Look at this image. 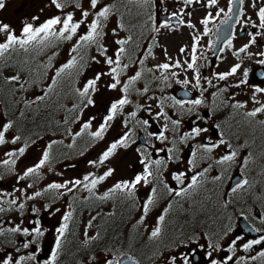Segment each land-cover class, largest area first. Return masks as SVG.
Here are the masks:
<instances>
[{"label": "flooded vegetation", "instance_id": "obj_1", "mask_svg": "<svg viewBox=\"0 0 264 264\" xmlns=\"http://www.w3.org/2000/svg\"><path fill=\"white\" fill-rule=\"evenodd\" d=\"M204 1L206 4V0ZM247 2L251 5L252 0H244L240 9L243 14L233 17L231 26L225 29L228 36H226L221 43H218L219 27L222 24L221 21L225 19V16L221 14L219 17H216L215 14L219 8H224L225 12H227L229 0H219L218 4L213 8H206L205 4L202 7H198V5L185 6L191 14L198 8L204 9L206 12H204L201 20L208 12H211L213 14V20L207 25V28L210 30L207 35L203 34L205 26L194 20L197 30L193 29V35L202 37L196 52V55L200 57L197 61V66L200 71V87H193L195 84L193 78L194 72L188 69V80L191 81V83L187 86L183 83H176L175 87L171 88L172 98L174 97L175 100L181 101L202 99L204 102L201 105L196 106L193 111H189L191 113V118L188 122V127L189 129L194 127L207 128L208 131L202 132L199 136L201 139L203 134V142L188 145L185 148L184 155L180 154V141L175 142L176 154L171 160H168L167 167L163 171V181L168 184L169 187L177 189L186 187L187 184L190 183V177L195 173L201 172L205 169L206 165V168L209 170L206 175L201 178L209 181L206 187L207 194H203L200 203L197 201L200 207L193 201L191 202L192 204H190L193 209H186L187 196L191 193L195 195L196 189H190L185 199L184 197L175 196L174 193L169 194L159 182L154 181L148 185L142 183L141 189L137 193L135 192L134 199L126 197V200H122L121 206H123V211L125 212L127 210L132 220L136 208L139 207L140 210L143 211V204L151 195V188L156 187V202L148 212V222L144 219V223L140 226L142 227V234L143 232H147L150 235L152 228L157 224V218L164 214L165 221L162 226L163 234L157 241L149 239L148 235V237L141 242L138 234L135 233L133 235L131 247L123 237L125 229L123 224L125 225V222L123 217H119L118 201L113 204V212L114 214L116 213V215H114V221L111 225L106 226L105 223V226L102 227L101 225H88V227H83L81 226L79 217L85 208L91 207L92 209H100L104 206V202L97 198V196L94 200L83 198L81 201H78V204L75 203V201L70 203L69 195L71 194L68 193L71 191L66 192V189H63L64 194H53L52 189L51 192L35 197L32 200L27 199L28 195H18L17 205L11 206L7 201L16 198L15 196L7 199L0 197V206L11 209L4 213H0V220L4 222L3 227L7 228L19 223L21 227H27L29 229L39 227L43 232V235L37 238L36 243L28 249H23L22 241L34 239L35 237H24L21 234L12 237L10 234H5V236L0 237V254L11 253L13 256H16L18 254L14 249L19 247L21 249L20 255H27L32 252L35 253L36 260L30 261L28 264H46V262L51 259L52 253L57 251L56 242L59 239L61 246L58 250L55 264H104V262L109 259L113 260L115 264V261H120L121 259V254L115 253L117 243L123 242L128 246V252L126 253L135 257L139 264H164L163 256L153 254L163 252L166 256L169 254L168 248L183 252H189L190 249H195L194 259L191 264H211V260L207 256V252L212 250L208 247L209 241L213 245L220 246V250L213 251V258L219 261L225 257V249L230 246V242L237 237H241L242 239L237 241V250L234 259L243 256L247 258L246 264H264V258L259 257V253L264 251V244L256 245L248 252L242 250V244L244 242L264 236V157H262L264 154L262 148L264 144V130L258 129L261 125L259 122L261 118H258V124L254 125L253 128L246 129L245 119L249 118L254 124L256 119L245 115V113L248 112L246 108L233 107L237 102L245 103V100L251 96L249 89L254 91L256 87L264 88V65L257 63L258 60L264 59V57L257 55L259 52H264V37H258L257 43L251 46L247 53H241L239 58L233 54L240 47L249 42V37L244 33L256 31V29L246 26L243 22L236 23L235 21L237 19L244 21L248 17H251L253 20H256L257 23L259 22L256 17V10L252 7V9H249ZM257 6L264 7V3H259ZM160 8L161 6L156 9L158 24L164 20L160 18L162 16L158 12ZM192 16L194 15L192 14ZM172 24L179 23L170 22V28H161L160 31H170L172 29ZM130 35L133 37V40L126 45L129 50V57H131V59L142 58L145 50L150 46L149 37L146 35H138V37H135L132 33ZM229 40L232 41L231 48L227 46ZM190 42V44L183 46L187 49L185 53H181L180 51L175 52V55L182 63L184 60L191 62L193 36ZM158 43H160V40H158ZM249 53L251 55H249ZM235 64H240L241 67L234 75L229 76L226 80H219L216 78V74L229 72ZM182 69H186V66L185 68H179L177 70H181V73L184 74ZM246 70L248 71L247 83L241 84V80L245 79L244 72ZM207 80H211L212 84L209 85ZM236 85H239V87H236ZM187 89L188 91H186ZM187 93L191 95L190 98H180L176 95ZM162 99H164V97L159 99V104ZM163 101H165V99ZM206 103L207 108L204 109L203 104ZM185 106H188V108H186L187 110L192 108L190 104H185ZM160 111L161 108L158 106L157 109L153 108L151 110L152 113L148 114L147 117L144 115L142 116L141 121L148 120V124H137L136 133L134 138L132 137L131 142L135 141L132 143L133 147H139L142 150L146 149L148 153H151L152 159L164 158L167 160L166 152H157L155 150L173 147V144L168 147L160 140L156 139V136L163 131L165 127V124L161 125L159 121L155 120L156 113ZM170 114L173 116V120H178V118L174 116V110H171ZM159 118L160 121L164 119L163 117ZM217 125H219V127H217ZM172 127L173 125H171V128ZM249 131L252 139L246 140L244 138L246 137V133L249 136ZM187 132H171L166 136L169 138H180ZM150 133L152 135H149ZM235 133H237L239 137L237 145L233 144L234 148H232V146L228 148L227 145H222L219 149L214 150V152L210 154V159H201L205 154L202 151H197L199 145L217 143L220 139L230 144L229 138H232ZM242 138L244 140L240 141ZM195 139H198V137L193 138V141ZM234 149L238 151L242 150L244 156L241 157L239 163L241 169H238L237 172L231 176V169L233 166L228 167L227 164L216 165L215 161ZM194 151L196 152L197 167L195 171H190L188 161L191 159ZM247 152L251 154L256 153L247 164V166L250 167H245L243 164ZM125 154H127V152ZM138 156L139 160L131 168H123L122 166L124 164L119 163L118 168H116L115 177L131 175L129 177V180H131L134 175L143 173V164L140 162L142 157L140 153H138ZM182 160H184V165L181 164ZM114 165H116V162ZM210 165L211 167H209ZM76 168H79L78 165L70 167L69 170ZM124 169H127V171H124ZM247 170L250 172V176ZM131 172H135L134 175H132ZM170 173H187V176L190 177L187 178L186 176L184 184L179 185L177 181L171 178L169 175ZM215 176H220V179L214 180L213 178ZM241 179H247L249 181V188L246 189L245 187L235 193L232 192V187ZM4 180L5 179H1L3 182ZM3 182L2 184H4ZM256 190L257 192H255ZM72 192H74V190ZM193 195H191V198ZM124 201L126 203H124ZM68 202L69 206L72 207L71 213H74L76 221L71 224L67 222V224H69L68 228L63 236H61L59 229L63 227V211ZM19 203H24L25 205L22 211L18 208ZM41 210H43V212ZM165 210L167 211L165 212ZM32 211L34 214L30 215ZM45 212L48 213V215H45ZM141 218L142 217H137L138 221H140ZM9 221H11V223H9ZM255 229H260V231H255ZM89 237L97 238L90 240ZM193 237L197 238V243L190 242V238ZM181 240L187 244V247L180 244ZM9 241H14V243H10ZM103 252H108V255L102 257L101 253ZM253 256L257 257V259L252 260L251 257ZM229 264H232V262H229Z\"/></svg>", "mask_w": 264, "mask_h": 264}, {"label": "snow or ice", "instance_id": "obj_2", "mask_svg": "<svg viewBox=\"0 0 264 264\" xmlns=\"http://www.w3.org/2000/svg\"><path fill=\"white\" fill-rule=\"evenodd\" d=\"M161 5L163 4V0H160ZM179 2V0H178ZM183 4L186 6H191L195 3H203L204 0H182ZM219 0H206L205 7L206 8H213L218 4ZM244 0H229V7L227 12H225L224 8H219L216 12V17H219L221 14L225 16V19L221 21L222 24L228 25L229 21L233 20V17L242 15V11L240 10H234L233 5L239 3L243 4ZM50 5L54 6L55 9L58 10L60 14L53 15L46 20H44L42 23H40L38 26L34 23H28L24 22L20 34L17 35L15 30L11 28V26L7 23H4L0 21V61H3L6 57V54L9 52H15L18 50H23L27 52L31 46H43L47 47L48 44L51 43L53 39L56 40H64V41H72L74 36H77V33L81 30V28H84V32L81 33L75 42L74 46L71 47L70 51L74 53V55L71 56V58L64 63L62 66L57 68L55 70L54 76L51 79V83L48 85L47 89L43 92L42 95H39L35 97L33 100H25L24 105L25 107L31 106L33 103H39L42 102L48 98H50V94L54 92V90L58 87L60 81L64 79L67 76H70L71 70L77 68L78 65H80V61L84 60V57L87 52V48L89 46L95 45L96 51L99 54V57L103 59V63H105L109 70L107 72H97L95 76L92 79H87L85 84L82 88H76L75 92L76 94L81 98L80 104L74 106L72 109H69L70 112H76L77 109L87 108L89 106L95 107L96 101L93 99L94 94L97 91V84L101 80V78L105 75L109 76L111 78V82L107 85L109 90H116L119 88L121 92V96L119 99H116L114 101H111L108 109L107 114L101 118V122L99 123L98 128L95 131H91L93 127V120H95V117H89L87 120H85L78 132L75 133L73 136V139L75 140L76 137L83 135L85 132L88 133V135L92 138L93 141L102 140L105 136V133L108 131V129L111 127V122L114 121L118 115L123 114L124 108L132 104V100L130 99V94L135 91L137 94L143 96L148 93L149 88L145 86L143 90L135 88V84L140 81L143 77V74L145 71L147 72H153V71H161V76L164 81H167L169 79L168 75H164V73H170L172 77H176L179 75V73L175 71H171L172 69H179V68H185L189 70H193L194 72V80L195 84L193 87L199 88L200 87V71L199 67L197 66V61L200 59L196 55L198 46L200 44V40L202 39L201 36L193 35V44H192V50H191V62L188 60H184L183 63L180 59H176L174 62H172L171 57H167L169 62L158 64L155 66V68H146L144 65V61L148 59L149 56L152 55V49L148 48L147 55L143 57V59L139 60L140 69L135 71V73L131 76H128L126 80L122 81L121 77L124 73L127 72L129 68L128 63H122V58L128 54V49L125 47L128 45L132 40L133 37L131 35L127 36L126 38H120L116 39L114 41V44L118 47L113 49L112 55H109V49L107 46H105L104 43L101 41L103 38L107 35V33L104 31V28L106 26V22L108 21L110 15L114 11V5L111 4H102L101 0H88L87 7L82 5L80 0H49ZM127 3H136L140 5H148L150 3V0H127ZM259 3H264V0H252L251 7L256 10V17L259 21L258 23L256 20H253L251 17H248L246 20L241 21L237 19L236 23L243 22L246 26H250L253 29H256L255 32H246V34L249 37V42L242 47H240L235 53H233L235 56L239 58L241 53H247L248 49L255 45L257 43L258 37H264V7H258L257 5ZM5 6L4 0H0V9H3ZM71 7V11H65L66 8ZM79 10L80 12V18H76V11ZM163 12H167V9H162ZM183 15L191 16L190 11H186L185 9H181L180 12H172L168 14V17L164 19L163 21L159 22L158 26H155L153 28L154 31L159 32L161 28H170V20L171 19H177ZM92 17L91 20H89V17ZM33 21L38 20L39 17L34 16L32 17ZM149 19H152L151 14H149ZM213 20V14L211 12H208L207 15L199 21V23L203 24L205 26L204 29V35H207L210 31L207 28V25ZM178 23L181 25H184L186 22L183 19H178ZM187 27L195 29L196 25L194 23H191L190 21L187 22ZM117 29L125 30V25L122 22H118L116 28L111 29L110 31L117 35ZM174 30V29H173ZM227 46L229 48L232 47V41L229 40L227 42ZM181 53H185L187 49L185 47H181L179 50ZM165 55L167 56V49H165ZM249 55H251L249 53ZM257 55L264 57V52H259ZM79 58V59H78ZM131 59V57H129ZM92 60L96 63H100L101 60L97 59L96 56L92 57ZM258 64L264 65V59L258 60ZM83 67V65H80ZM49 65H43L41 66L42 70H38L35 75L37 77V80L43 75L46 74L48 70ZM240 64H235L229 72L226 73H219L216 74V78L219 80H226L229 76L234 75L238 69H240ZM247 76L248 71L246 70L244 72L245 79L241 80V84L247 83ZM36 81L34 80L33 83ZM178 83H183L185 86L191 83V81L185 79L184 81H177ZM3 83H13L18 84L19 88H13L11 91H26V85L28 87H31V84L27 80H21V77L19 75H14L11 77L6 78ZM207 83L209 85L212 84L211 80H207ZM236 87H239V85H236ZM256 93H264V88L256 87L254 89ZM218 95V94H217ZM149 99H152V97H149ZM174 100L175 105H178L180 108H184L185 104L192 105V108H189L188 111H193L194 108L198 105H201L204 101L202 99H193V100H175V98H172ZM252 101L259 105V107L254 108L252 111H249L245 113L248 117L255 118L258 114L264 113V103H261V101L257 100L255 95L252 96ZM82 106V107H81ZM161 108V111L157 113V118L163 117L166 121H170L173 125V130L177 129L180 125V120H172L171 117H169L168 113L163 110L164 108V101L163 99L160 101V104L158 105ZM246 105L240 102H237L233 105L234 108H242ZM144 105H136L137 110L140 108H143ZM150 111V108H149ZM23 116V112L21 113ZM137 116L136 111H132L128 114V116L124 120V126L127 127L128 123L132 120H135ZM72 119L78 120L79 119V113L72 117ZM68 121L65 120V123ZM137 123H142L144 125L148 124V120L143 121H137ZM261 123H264V121H261ZM219 127V125H217ZM13 128L12 122H4L0 123V146H3L7 143H11L13 145H16L19 141H21L22 137L19 134L13 133L12 138L9 140L6 138V134L9 133V131ZM69 134H71V129H67ZM169 131L167 124L164 127V130L161 131L157 136L156 139L160 140L162 143L166 140H168V137L165 135V132ZM207 128H201V127H194L191 131L185 133L183 136L180 137V141L184 142L188 139H192L195 137H199L202 132H207ZM149 135H152L151 133ZM132 136L131 130L129 132H126L121 138L116 140L115 142L111 143L105 151H103L102 155L99 157L98 161H90V163L93 166H98L104 164L106 161H108L111 157H113L117 150L119 148H127L129 147V141ZM135 142V141H132ZM35 143V141H25V144L23 147H19L16 150H11L5 152V155L7 157H10L12 159H4L2 161V164L4 166H14L16 164V161L19 157H22L25 155L27 148L30 146V144ZM55 143H62L57 141L49 142L46 145V149L42 152L41 158L39 159L38 163H36L34 166L27 168L23 175H19L17 179L19 181H23L26 178L30 176H38L39 170L43 168L46 164L50 162L51 159V150ZM173 147L171 148H159L155 149L157 152H166L167 153V160L164 158L159 159H152L151 153H148L146 149L137 148L136 151L140 153V156L142 159L140 160L141 164H143V173L136 174L131 180H123L115 183V185L109 189L108 193H105L104 196L99 197V199L104 200L107 199L110 195H113L117 192L124 193L128 198L134 199L135 198V192L138 185H141L142 183L144 185H148L153 183L154 181L159 182L162 187L169 193H174L177 197H185L189 194V190H195L199 184L202 182L201 177H204L206 173L208 172V168L203 169L201 172L195 173L190 177V183L187 184L186 187H180V188H173L169 187L168 184L164 183L163 181V171L167 167L168 160H171L173 156L176 154V148H175V140L172 141ZM222 145H227L228 148H231V145L228 144L227 141L220 139L217 143H205L198 146L197 151H202L205 155L201 157V159H210V154L214 152V150L219 149ZM71 146V145H70ZM155 147V146H153ZM237 157V152L235 150H232L230 153L225 154L221 156L218 160L215 161L216 165H225V164H231V162H234ZM190 165V171H195L197 167V158H196V152L194 151L192 153L191 159L188 161ZM249 163V159H245L243 161L244 166H247ZM211 167V165L209 166ZM115 169L109 168L102 176L96 177L95 174H88L83 177L82 180L77 179L73 181H68L65 183H56L53 182L47 186L46 190L51 189H67L68 191H72V188H69V184H73L74 186H80L83 184V187L86 188L89 192H92L98 184L102 183L104 180H106L108 177L113 175V172ZM171 178L174 181H177L179 185H183L185 182V177L187 176V173H170L169 174ZM214 180H219L220 176H215L213 178ZM249 185V181L247 179H241L238 180L234 187H232V192H237L238 190L245 188ZM32 184H28L26 188L20 189L17 188L14 191H18L21 193V195H26V189L31 188ZM151 195L147 198L146 202L143 204V213L146 217L148 212L150 211L151 207L156 202V196H157V188L153 187L151 188ZM42 193L37 191L33 195H28L27 199L32 200L35 197L41 196ZM18 198H12L7 201V203L11 205H17ZM226 206V205H225ZM25 207L24 203H19L18 208L19 210H23ZM11 210L6 209L3 206H0V213H4L5 211ZM167 210H165L166 212ZM71 213H68V215L64 216L65 224L63 227L59 229V233L61 236H63L64 232L68 228L67 221L70 219ZM165 221V215L162 214L157 218V224L152 228L149 239L157 241L161 238L163 234L162 226ZM3 221L0 220V237L5 236V234H10L12 237H15L17 234H21L24 237H35L34 239H26L22 241V247L23 249H28L30 246L34 245L37 241V238L43 235V232L39 227H33L32 229H29L27 227H21V224H15L11 227H3ZM11 223V221H9ZM140 224L144 223L143 217L139 221ZM90 226V225H89ZM255 231H260V229H255ZM97 237H89V239H96ZM241 237H237L236 239L232 240L230 242V246L225 249L226 255L221 260H216L213 258V251L220 250L219 245H213L210 241L208 242V247L212 249L211 251L207 252V256L211 260V264H229V262H232V264H246V259L243 256H240L236 259H234L236 250H237V241L241 240ZM10 243H14V241H9ZM190 242L197 243V238L193 237L190 238ZM180 244L184 247H187V244L184 243L183 240L180 241ZM264 244V236H260L258 239H253L247 242H244L242 244V250L244 252H248L254 248L256 245ZM61 246V242L58 239L56 242V248L57 251L53 252L51 255V259L46 262V264H55L58 256V250ZM167 247V246H166ZM203 247V246H200ZM14 251L18 254L16 256H13L11 253H3L0 254V264H28L30 261L36 260V255L34 252L28 253L27 255H20L21 249L19 247H16ZM168 255H164L163 252L154 253L153 255H160L164 257V264H191L192 260L194 259V253L195 249H190L189 252H183V251H174L171 248H168ZM260 258H264V251H261L259 253ZM252 260L257 259V257L253 256L251 257ZM106 264H114V261L109 259L106 261ZM115 264H121V261L117 260L115 261ZM139 264V262H137Z\"/></svg>", "mask_w": 264, "mask_h": 264}, {"label": "rangeland", "instance_id": "obj_3", "mask_svg": "<svg viewBox=\"0 0 264 264\" xmlns=\"http://www.w3.org/2000/svg\"><path fill=\"white\" fill-rule=\"evenodd\" d=\"M127 1V0H126ZM82 5L87 7L88 0H80ZM102 4H111L114 5V9L117 6V0H101ZM154 3L158 6H161L162 9H167L166 13H172V12H180L181 9L187 10L186 5L183 4L182 0H163V4L161 5L160 0H150V7H153ZM159 3V4H158ZM4 8L0 9V21L7 23L11 26L13 30L17 33V35L20 34L21 28L24 24V22L28 23H34L35 25H39L42 23L44 20L47 18L60 14L57 9H55L54 6L50 5L49 0H4ZM130 5V8L132 12H135L137 6H141L140 4H133V3H128ZM205 1L203 3H195V5H198V7L204 6ZM249 9L251 8V5L249 2H247ZM24 5V6H23ZM194 5V6H195ZM148 6V5H146ZM158 12H163L162 9ZM139 10L144 9L143 7L137 8ZM252 9V8H251ZM71 7L66 8L65 11H71ZM116 10V9H115ZM113 11V13L110 15L108 21L106 22V26L104 28V31L107 33V35L103 38L101 41L102 43L105 44V46L108 47L109 49V55H112L113 49L118 47L114 44V41L116 39L120 38H126L131 34L130 29L127 30H120L117 29L118 34L114 35L110 30L113 28H116L118 22H122L121 18L119 17L118 11ZM204 12H206L204 9L198 8L197 10H194L192 13L194 16H188V15H183L181 18L185 20L184 25H175L172 26V29L170 31H159L156 32L152 28L155 26H158V21L156 19V11L154 12V17L152 20H148V23L150 25H141V35L146 34L147 32L150 31V34L152 35L151 38H149L150 46L147 47L145 50L143 57L147 55V50L148 48L152 49V55L148 57L147 60L144 61V65L146 68H155L156 65L162 64L169 62L167 57L172 58V62H174L178 57L175 55L176 51H179L181 47L186 46L187 44H190L191 42V37L193 36L194 30L192 28L189 29L187 27V22L190 21L191 23H194V20L197 21V23L201 20ZM76 18H80V12L79 10L76 11ZM37 16L39 17L38 20L33 21L32 17ZM198 19H197V18ZM92 17H89V20H91ZM152 27V28H151ZM136 29V28H135ZM174 29V30H173ZM197 30V28H195ZM84 28L82 27L81 30L77 33V36L73 37L72 41H64L61 40L59 44L55 43L53 40L51 41L50 44H48V49L47 47L41 46V49L45 51L43 53L42 51L39 52V57L32 62V66L29 69H32L36 67L37 69H40V66L42 65L43 61L46 60H51L49 63L50 72L48 74L47 80H50L51 76L53 73H55V70L57 69L56 66H59L62 64L64 61L65 63L71 58L74 53L70 51L71 47L74 46L75 42L77 41L79 35L82 33ZM200 33V32H199ZM158 40H160V43H158ZM165 49H167V56L165 55ZM48 52V54H47ZM96 56L97 59H100V63H96L95 61L92 60V57ZM129 57V52L127 55H125L122 58V63H128L129 68L126 73H124L121 77L122 81L126 80L128 76H131L135 73V71L140 69V64L139 60L143 59L142 58H136V59H128ZM79 59V58H78ZM131 62V63H130ZM80 65H85V70L82 73V75L79 77V85L81 88L85 84L87 79H92L97 72L103 71L107 72L109 70L108 66L103 63V59L99 57V54L96 51V46L92 45L87 48L86 55L84 57V60L80 61ZM79 65V67H81ZM183 73H181V70L177 69H172L171 71H175L179 73L178 76L172 77L170 73H164V75H168L169 79L167 81H164L162 76H161V71H153V72H147L145 71L143 74V77L140 81H138L135 84V88L140 89L141 91L145 86L149 88V91L147 94L141 96L137 94L135 91H133L130 94V99L132 100V104L127 105L124 108L123 114L118 115L117 118L111 122V127L108 129V131L105 133V136L102 140H98L95 142L94 145L91 146L90 149L84 151L83 148H80V142L82 138L73 139V136L75 135L76 132H78L85 120H87L89 117H95V120H93V127L92 130L95 131L99 123L101 122V118L107 114V109L111 101H114L116 99H119L121 96V92L119 88L116 90H109L107 85L111 82V78L107 75L103 76L101 80L97 84V91L93 96V99L96 101L95 107L89 106L84 110V113L81 115V117L73 124L72 132L70 135L66 136H61V135H55L54 138L60 139L59 141H62V144H64L65 147H69V144L71 145L72 150L76 151L74 152L75 155L72 157H66L63 160H55L53 159L52 155L50 154L51 159L48 164H46L43 168L39 170V175L36 176H30L26 178L23 181H19L17 177L19 175H23V172L29 168L34 166L36 163H38L39 159L41 158L42 152L46 149V145L48 144V140L45 138L47 137H40L37 138L35 143L30 144V146L27 148L26 153L24 156L19 157L16 161V170L14 172L8 173L6 176V179L1 181L0 178V197L7 199L9 197H16L18 195H21L20 192L14 191L17 188L24 189L28 184H32L31 188L26 189V194H32L37 191H43L45 190L46 193L51 192V190H46L47 186L53 182L56 183H65L68 181H73L80 179L82 180L85 175L88 174H95L96 177L102 176L109 168L115 169L113 172V175L108 177L106 180H104L102 183L98 184L97 187L92 191L89 192L86 188L83 187V184L80 186H74L73 184H69V188H72V191L68 194L70 196V203L75 201V203L78 204V201H81V199L85 198L87 200H94L97 196V198L104 196L105 193H108L109 189H111L115 183L123 180H129V177L131 175H124V176H119L115 177L116 173V168H118L119 163H123L124 165L122 166L123 168H131L133 165L136 164V162L139 160L138 152L136 149L138 147H133V142H131L132 137L134 138V135L136 133V126L137 121H141L142 116L144 115L145 117L148 116V114L152 113L151 110L153 108L157 109L159 105V99L163 98L165 99L164 101V111L168 113L169 117L173 120V116L170 114L171 110H174V116L180 120V125L177 129L173 130V127L171 128V122L166 121L165 119L160 121V118H157V115H155V120L159 121V124H167V127L169 131L165 132V135L171 133V132H182L183 131H191L192 129H189L188 127V122L190 121L191 118V113L186 109L188 106L184 105V108H180L178 105H175L174 100L172 99V92L171 88H174L177 81H184L185 79H189V72L187 71L188 69H182ZM187 71V72H185ZM7 75L13 76L17 75L13 71H8ZM164 91H165V96H164ZM188 91V89L186 90ZM251 96L245 100V107L246 111H252L254 108L259 107L258 104L254 103L252 101V96L255 95L256 99L261 101V103H264V93H256L255 91H252L249 89ZM33 95L36 96V91H32ZM31 93V95H32ZM149 97H152V99H149ZM163 99V100H164ZM19 100V99H18ZM136 105H144L143 108H140L137 110ZM150 108V111H149ZM203 108H207V103L203 104ZM132 111L137 112V116L135 120H132L128 123L127 127L124 126V120L128 116V114ZM157 114V113H156ZM202 115V114H201ZM258 118L260 122V126L258 127L259 130H264V123H261V121H264V113L258 114L255 119L256 122L255 124L250 121L249 118L245 119V127L246 129L253 128L254 125L258 124ZM8 122L7 118L5 117L4 113L0 111V123ZM131 130L132 136L129 141V147L121 149L119 148L116 152V157L115 155L111 157L108 161H106L102 165L98 166H93L90 161H98L99 157L102 155L103 151L107 149V147L121 138L126 132H129ZM13 131H9V133L6 134L7 139H11L13 136ZM16 134V133H15ZM85 136V133L83 134ZM82 136V137H83ZM240 136V132H239ZM237 133L230 139V145L233 147V144L237 145L238 143V137ZM246 133V137L244 139H252L250 137V131H249V136ZM137 138V137H135ZM49 139H52L49 137ZM243 138L240 139V141L244 140ZM175 140V142L180 141V138H169L168 140L164 141V145L166 146H172V141ZM203 134L202 138L200 139H195L193 141L192 139H188L187 141L181 142L180 141V146H181V153H185V148L188 145L195 144V143H201L203 142ZM51 141V140H50ZM67 143V145H65ZM25 144V140L19 141L16 145H13L11 143H7L3 146H0V160L3 158H8L5 155V152L11 151V150H16L19 147H23ZM263 148V153H264V144L262 145ZM237 152V157L234 162H231V164H227V166H233L231 169V176L234 175V173L237 172L238 169H241V166L239 165L241 161V157L244 156L242 150H237L234 149ZM80 151V153H78ZM53 152V151H51ZM127 152V154H125ZM256 153H249L245 154V159L252 160V156L255 155ZM182 155V156H183ZM128 156V157H126ZM264 157V154L262 155ZM127 158V159H124ZM116 162V165L114 163ZM128 162V163H127ZM181 164H185L184 160H182ZM78 165L80 170L76 169H71L69 170L70 167ZM116 166V167H115ZM245 167H250V166H245ZM206 168V165H205ZM190 169V165H189ZM124 171H127V169H124ZM248 172V170H247ZM132 175H134L135 172H131ZM14 174V175H13ZM10 175V176H9ZM13 175V176H12ZM248 175L250 176V172H248ZM63 177V178H62ZM190 176H187V178ZM201 183L199 186L196 188V194L193 195L192 193L189 194L186 197H184L187 200L186 203V209L190 210L193 209L190 204L191 202L197 203V201H201V197L207 194L206 192V187H207V182L209 180H205L201 178ZM2 182L4 184H2ZM250 182L252 183V180L250 179ZM250 186L249 185L246 187L248 189ZM142 184L137 186L136 193L141 189ZM252 187V186H251ZM64 188L61 189H53V194L58 192V194H64L63 192ZM66 192L68 191L67 189L65 190ZM203 191V192H202ZM247 191V190H246ZM257 192V190L255 191ZM191 195L193 197L191 198ZM22 196V195H21ZM66 197V196H65ZM127 196L122 193V192H117V194L110 195L107 199L102 200L104 202V206L100 209H92L91 207L85 208V210L82 212L81 216L79 217V221L81 223V226L83 227H88V225H101L105 226L104 224L106 223V226L110 225L114 221V214L113 212V204H115L118 201V213L119 217L124 218L125 227L124 229V240L129 243V245L132 247V240H133V235L135 233L138 234L139 240L142 242L148 237L147 232H143L142 234V227L140 226L141 224L139 223L137 217H143L146 222H148V214L145 217L144 213L142 210H140L139 207L136 208V211L134 212L133 219L129 217V212L126 210L125 212L123 211V206H121V202L123 199H125ZM203 199V198H202ZM126 200V199H125ZM124 203H126L124 201ZM199 203H197V206H199ZM72 207L69 206V202L67 203V206L65 210L63 211V225L65 224L64 222V216L68 215V213H71ZM43 212V210H41ZM40 211V212H41ZM39 213V212H38ZM30 214V213H28ZM34 212L30 215H33ZM45 215L48 213H44ZM150 215V214H149ZM151 217V216H150ZM95 218V219H94ZM74 213H71L70 219L67 221L69 224L72 222L76 221ZM119 223V222H118ZM68 224V225H69ZM128 246L127 244H124L123 242L117 243L116 251L115 253L117 254H122L123 252H128ZM108 255V252H103L101 253V256L104 257ZM111 256V254H110ZM106 264V262H104Z\"/></svg>", "mask_w": 264, "mask_h": 264}, {"label": "trees", "instance_id": "obj_4", "mask_svg": "<svg viewBox=\"0 0 264 264\" xmlns=\"http://www.w3.org/2000/svg\"><path fill=\"white\" fill-rule=\"evenodd\" d=\"M117 3L118 4L115 7L116 10H114L116 12L118 11L119 17L121 18L122 23H124L125 28L130 27V30L135 37L141 35V25H147L145 21L149 20V14H151L152 19L154 17V5L153 7H150V4H148V6L134 5L136 9L135 12H132L130 5L126 0H117ZM139 7H143L144 9H137ZM143 35H150V31ZM53 41L59 44L61 40L53 39ZM40 51L45 53L44 49H41V46L34 45L31 46L27 52L23 51L22 49L15 52H9L6 54L5 59L0 61V111L4 113L8 122L13 123V128L11 131L21 135L23 141H36L37 138H45L48 136V138L45 139H47L49 142H61L59 141L60 139L54 138V136L70 135L67 129H71L72 132L73 124L77 121H74L72 117L79 113L80 118L84 113V110H86V108H82L81 111V109L78 108L76 112L68 111L74 106L80 104L81 98L76 94L75 89L81 88L79 85V77L84 72L86 66L83 65V67H79L78 65L77 68L72 69L70 76H67L60 81L58 87L53 93L50 94V98L39 103H33L29 107H25L24 101L26 99L33 100L35 97L42 95L47 89L48 85L51 83V79L54 76L53 73L50 80L46 82L51 69L50 67H48L46 74L38 80L35 75L38 70H42L41 66L49 65L51 61L49 59L43 61L40 69H37L36 67L29 69L32 66L33 60L39 57ZM64 63L65 62L56 67L59 68ZM8 71L15 72L21 77L22 81L27 80L31 84V87L26 85V91H11L14 87L19 88V85L13 83H3L6 78L11 77L7 75ZM34 80L36 81L35 83H33ZM32 91H36V96L33 95ZM22 112L23 116L21 115ZM65 120L68 122L65 123ZM91 131L93 130L91 129ZM82 136L83 135L78 136V138H82L80 142V148H83L84 151H86L91 148V146L94 145L96 141H93L87 132H85V136ZM49 137L52 139H49ZM75 139H77V137ZM73 143H75V141H73ZM72 144H69V147H65L62 143H55L51 150L54 153V159L63 160L66 157L74 156V152L76 151L72 150L70 146ZM65 145H67V143H65ZM78 153H80V151H78ZM4 159L12 158L8 157ZM4 159L2 158L0 160L1 179H6L8 173L12 174L14 170H16V164L14 166H4L2 164ZM40 192L42 195L46 193L45 190Z\"/></svg>", "mask_w": 264, "mask_h": 264}, {"label": "water", "instance_id": "obj_5", "mask_svg": "<svg viewBox=\"0 0 264 264\" xmlns=\"http://www.w3.org/2000/svg\"><path fill=\"white\" fill-rule=\"evenodd\" d=\"M236 5V10L238 9L239 10V6H240V4L239 3H237V4H235ZM174 20H178V18L177 19H174ZM231 21L229 22V26H231ZM227 28V25H225V24H222L221 26H220V28H219V39H218V41L219 42H221L224 38H226V36H228V33H225V29ZM179 96H181V97H190L191 95L190 94H183V95H179ZM120 261H121V264H137V260L136 259H134V258H132L131 256H129V255H127V254H124L122 257H121V259H120Z\"/></svg>", "mask_w": 264, "mask_h": 264}, {"label": "bare ground", "instance_id": "obj_6", "mask_svg": "<svg viewBox=\"0 0 264 264\" xmlns=\"http://www.w3.org/2000/svg\"><path fill=\"white\" fill-rule=\"evenodd\" d=\"M225 29V28H224Z\"/></svg>", "mask_w": 264, "mask_h": 264}]
</instances>
